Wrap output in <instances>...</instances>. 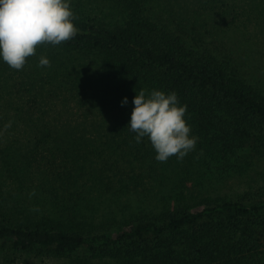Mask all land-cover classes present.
<instances>
[{"label":"trees","instance_id":"trees-1","mask_svg":"<svg viewBox=\"0 0 264 264\" xmlns=\"http://www.w3.org/2000/svg\"><path fill=\"white\" fill-rule=\"evenodd\" d=\"M158 1L71 0L79 17L72 39L38 45L21 70L0 57V193L25 192L37 175L51 198L50 207L16 209L18 222L0 224V242L69 253L86 247L99 257L89 264H264V196L176 207L161 219L129 220L113 233L82 230L91 217L89 202L79 199L85 180L93 176L92 187L101 189L116 180L75 165L88 153L84 146L95 155L130 151L140 162L130 160L128 170L115 173L127 189L170 163L157 161L148 138L137 143L128 127L141 89L177 93L187 105L190 135L198 137L196 158L220 175L244 172L264 158V89L207 43L263 22L264 0H170L165 12ZM41 56L50 67L38 66ZM76 110L99 118L64 117ZM71 178L75 191L53 190L54 182Z\"/></svg>","mask_w":264,"mask_h":264},{"label":"rangeland","instance_id":"rangeland-1","mask_svg":"<svg viewBox=\"0 0 264 264\" xmlns=\"http://www.w3.org/2000/svg\"><path fill=\"white\" fill-rule=\"evenodd\" d=\"M169 1L159 0L155 4L160 5V12H165L166 6H171ZM208 42L220 57L227 56L235 63L250 84L264 89V21L260 20L259 25L253 23L246 31L215 34L211 44L209 38ZM71 113H65L64 117H69L73 123L92 122L99 118V115L93 113L86 115L82 110ZM85 118L87 119L83 120ZM91 148L90 145L84 146V151L88 153L86 157L78 155L75 165L86 171L96 167L106 179L111 180L116 176V180L113 181L114 185L104 184L102 189L98 184L92 187V180L95 179L93 176L90 175L85 180L84 196H79V199L87 204L89 202L88 213L91 217L82 229L86 233H113L120 225L129 224V220L139 217L161 219L176 207L197 210L205 204L225 199L249 201L264 196V158H255L247 170L228 176L220 175L213 166L200 162L192 150L186 155H189V159L178 160L177 156H172L167 160L170 163L166 168L156 167L151 176L134 180L131 187L129 186L130 189H127L125 185L128 183L125 180L120 181L115 173H119L120 169L128 170L130 160L140 161L130 151L120 150L118 154L99 151L95 155L90 153ZM102 153L104 154L100 156ZM98 165L103 167L102 171ZM31 178L35 180L27 181L32 188L25 192L14 193L12 190L3 189L0 193V224L18 222L16 209L21 213V208L32 209L38 205L50 207L48 186H44L46 193L38 186L36 179L40 180V177L36 175ZM4 184L8 186L11 183L7 181ZM120 185L127 190L122 193ZM75 186L76 183L71 178L54 182L53 190H66V194H69L71 190L75 191ZM35 188H39L37 192H34ZM111 189L118 192H112ZM120 211L122 216L116 217L115 214ZM98 258L95 250L86 247L69 253L53 248L25 250L0 242V264H89L88 261L96 262Z\"/></svg>","mask_w":264,"mask_h":264},{"label":"clouds","instance_id":"clouds-1","mask_svg":"<svg viewBox=\"0 0 264 264\" xmlns=\"http://www.w3.org/2000/svg\"><path fill=\"white\" fill-rule=\"evenodd\" d=\"M71 0H0V57L9 67L21 70L26 59L35 55L38 45H60L79 31L73 19L79 17L70 7ZM40 67H50L47 56L39 59ZM127 103V97L121 102ZM128 124L136 133L137 143L147 137L156 151V160L183 158L198 142L190 135L186 123L187 105H181L177 93L141 89L133 100ZM11 122L5 125L10 127ZM34 194V193H33ZM35 210V209H34Z\"/></svg>","mask_w":264,"mask_h":264}]
</instances>
